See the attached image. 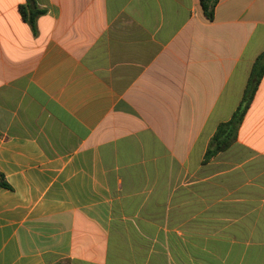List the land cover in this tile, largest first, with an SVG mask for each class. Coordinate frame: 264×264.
I'll return each mask as SVG.
<instances>
[{
    "label": "crops",
    "instance_id": "1",
    "mask_svg": "<svg viewBox=\"0 0 264 264\" xmlns=\"http://www.w3.org/2000/svg\"><path fill=\"white\" fill-rule=\"evenodd\" d=\"M0 0V264H264V0Z\"/></svg>",
    "mask_w": 264,
    "mask_h": 264
},
{
    "label": "trees",
    "instance_id": "2",
    "mask_svg": "<svg viewBox=\"0 0 264 264\" xmlns=\"http://www.w3.org/2000/svg\"><path fill=\"white\" fill-rule=\"evenodd\" d=\"M219 0H200L203 13L208 20H213L214 12ZM21 15L27 21L33 32L37 33V20L44 15L46 11L40 8L36 0H27L25 6L20 7ZM264 76V52H262L255 63L253 64L251 75L243 96V99L234 112L232 118L225 123L219 124L209 148L206 152L204 162H209L218 153L226 151L231 147L237 138V133L243 119L252 103L258 85ZM0 185L5 188H10L3 176L0 174ZM65 264V263H58Z\"/></svg>",
    "mask_w": 264,
    "mask_h": 264
}]
</instances>
